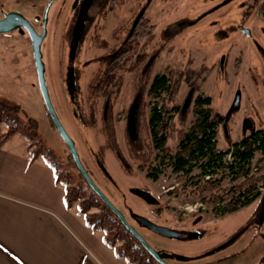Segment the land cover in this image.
Returning a JSON list of instances; mask_svg holds the SVG:
<instances>
[{"label": "rangeland", "instance_id": "1", "mask_svg": "<svg viewBox=\"0 0 264 264\" xmlns=\"http://www.w3.org/2000/svg\"><path fill=\"white\" fill-rule=\"evenodd\" d=\"M48 2L0 0V17L18 12L41 33V20L35 17H43ZM139 3L93 0L77 37L82 12L77 19L71 17L75 0H58L52 6L41 52L55 109L95 183L169 264H264V183L259 184L263 196L235 212L215 216L210 195L183 190L184 178L171 170L156 181L138 170V157L149 138L146 86L157 74L185 71L190 60L194 70L208 73L201 93L212 97L215 114L224 118L218 128L221 148L264 127V21L259 7L251 9L248 0H158L144 16L148 25H154L151 39L134 40L130 56H124L109 76L141 14ZM244 3L248 5L242 7ZM190 95L182 81L176 102L186 109L176 122L184 120L188 128L195 119ZM0 100L35 118L43 141L67 161L69 149L47 117L29 37H0ZM253 174H264V153H257ZM233 184L229 178L222 187ZM136 215L180 237L155 233L139 224Z\"/></svg>", "mask_w": 264, "mask_h": 264}, {"label": "trees", "instance_id": "2", "mask_svg": "<svg viewBox=\"0 0 264 264\" xmlns=\"http://www.w3.org/2000/svg\"><path fill=\"white\" fill-rule=\"evenodd\" d=\"M151 32L147 30L139 38L150 40ZM136 39L138 37L132 41ZM124 56L121 52L115 59L109 76L114 75ZM192 63L190 60L183 72L172 69L167 74H157L147 84L145 91L150 100V111L146 113L145 127L149 138L138 157L141 161L138 170L146 171L147 178L153 181L171 170L178 178H184L183 190L191 188L195 196L210 195V201L216 205L215 216H224L262 196L259 184L264 183V174L257 177L251 175V171L257 153H264V127L251 131L227 148H221L218 145V128L224 118L215 114L212 97L201 93L208 73L194 70ZM182 81L190 87V100L193 102L195 119L189 128L184 120L176 122L186 109L185 105L176 102ZM47 117L55 128L48 114ZM0 126L6 129L0 134V148L12 136L21 135L27 142L29 162L42 158L53 169L57 183L64 187L66 207L71 209L77 204L86 225L103 233L104 243L114 249L118 258L128 264H160L91 189L70 153L65 162L43 141L35 118L27 116L21 107L0 100ZM195 170L199 172L194 173ZM229 178L235 185L223 188V182ZM137 217L141 216H134L135 219Z\"/></svg>", "mask_w": 264, "mask_h": 264}, {"label": "crops", "instance_id": "3", "mask_svg": "<svg viewBox=\"0 0 264 264\" xmlns=\"http://www.w3.org/2000/svg\"><path fill=\"white\" fill-rule=\"evenodd\" d=\"M0 126V134L5 132ZM19 134L0 148V264H128L91 230L42 159Z\"/></svg>", "mask_w": 264, "mask_h": 264}, {"label": "water", "instance_id": "4", "mask_svg": "<svg viewBox=\"0 0 264 264\" xmlns=\"http://www.w3.org/2000/svg\"><path fill=\"white\" fill-rule=\"evenodd\" d=\"M46 19H44V29L41 33H38L37 30L34 28V26L26 20L22 14L18 12H10L5 15L3 19H0V34L1 33H8L13 31L17 27L25 28L30 36L32 47H33V55H34V62L36 66V71L38 75V84L39 89L41 92V96L44 102V105L47 110V114L49 116V119L53 123L55 129L59 132L60 136L64 140L66 146L69 149L70 155L72 156L75 165L77 166L78 170L86 180L87 184L91 187V189L99 196V198L111 209V211L120 219V221L123 223L125 228L133 235L135 236L138 241L143 245V247L156 259L157 262L160 264H169L166 261V256L159 254L153 247L146 241V239L139 233V231L134 228L130 222L128 221L127 217L124 215V213L105 195V193L99 188V186L95 183L93 178L90 176L89 172L83 165L80 155L78 153V150L76 148L74 140L71 138L69 133L67 132L64 124L62 123L55 106L52 102L50 92L46 83L45 78V65L43 63L42 59V52H41V45L44 41L46 35H47V29H46ZM82 26V19H80L77 29H76V37L78 36ZM247 34H249V31L246 29L244 30ZM191 99V95H190ZM189 99V100H190ZM237 104V102H236ZM186 108V105H185ZM133 120L134 117L132 115V124H131V131L134 134V127H133ZM138 194H141L142 196L145 195L144 192L136 191ZM142 225L149 228L150 230L154 231L155 233L166 235L173 238H179L180 234L178 232H175L169 228L165 227H158L152 222H150L148 219L143 217H137L136 218Z\"/></svg>", "mask_w": 264, "mask_h": 264}, {"label": "flooded vegetation", "instance_id": "5", "mask_svg": "<svg viewBox=\"0 0 264 264\" xmlns=\"http://www.w3.org/2000/svg\"><path fill=\"white\" fill-rule=\"evenodd\" d=\"M58 0H49V2L47 3L46 5V8H45V11H44V15L43 17H39V16H36L35 17V20L36 21H39L41 20V25H42V30L41 32L43 31L45 25H44V19H46V27L49 23V13L51 11V8L52 6L57 2ZM93 0H75V4L73 6V9H72V12H71V17L74 16L75 19H77V15H79V11L81 10V17H79V21L80 19H82V22L84 21L85 19V15L87 13V10H88V7L91 5ZM161 1V0H160ZM174 1V0H173ZM250 1L249 3V6L251 9H254L256 7H259L258 11L259 13H261V15L263 16L262 17V20L264 21V0H248ZM67 1H65L66 3ZM176 3V1L174 2ZM142 5V9H141V14L138 18H136L135 22L133 23V26L130 30V32L128 33V36H127V41L124 43V46L123 48L121 49L122 51H119L118 53V56L121 52H124L125 55H129L131 54V43L134 42L132 41V39L134 38H139V36H142V35H145V31L149 30V31H152L151 33L153 34L154 32V25H148L149 24V19L145 18V12L146 10L148 9L149 6L153 5V4H158V0H140V3ZM248 3H244L242 5L243 6H247ZM65 6V5H64ZM249 8V9H250ZM64 9V8H63ZM246 12V14H249L250 11ZM8 14V13H3L2 16L0 17V19H3L5 17V15ZM60 15V14H59ZM23 17L28 20L32 25L33 23L31 22V20L26 17L25 15H23ZM71 17L69 18L71 20ZM41 18V19H40ZM83 25V24H82ZM34 26V25H33ZM35 28V26H34ZM148 28V29H147ZM36 29V28H35ZM240 30L247 36H250L251 33L249 31V34H247L244 30V27L243 26H240ZM20 35V36H23V37H29V34L27 32V30L25 28H22V27H17L15 28L13 31L11 32H8V33H1L0 34V37L1 36H4V35ZM134 37V38H133ZM142 38V37H141ZM262 55H263V60H262V64H264V50L262 51ZM117 56V57H118ZM261 64V63H260ZM240 94H238L236 96V102L238 101V98H239ZM47 112V111H46ZM263 196V194H262ZM263 212V211H262ZM261 212V213H262ZM261 217V216H260Z\"/></svg>", "mask_w": 264, "mask_h": 264}]
</instances>
